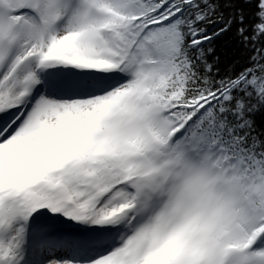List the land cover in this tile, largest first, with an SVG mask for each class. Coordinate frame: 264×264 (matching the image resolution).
Here are the masks:
<instances>
[{
	"label": "snow or ice",
	"instance_id": "6c2138e0",
	"mask_svg": "<svg viewBox=\"0 0 264 264\" xmlns=\"http://www.w3.org/2000/svg\"><path fill=\"white\" fill-rule=\"evenodd\" d=\"M257 114L264 0H0V264H264Z\"/></svg>",
	"mask_w": 264,
	"mask_h": 264
},
{
	"label": "trees",
	"instance_id": "16d2710c",
	"mask_svg": "<svg viewBox=\"0 0 264 264\" xmlns=\"http://www.w3.org/2000/svg\"><path fill=\"white\" fill-rule=\"evenodd\" d=\"M215 43L217 47V54L220 55L222 62H231V59L233 58V49L230 38L223 37L220 40H217ZM256 119L259 123L261 119H264V116H261V114H257Z\"/></svg>",
	"mask_w": 264,
	"mask_h": 264
}]
</instances>
